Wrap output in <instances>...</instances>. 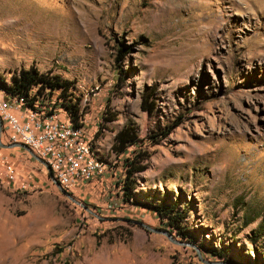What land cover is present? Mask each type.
Instances as JSON below:
<instances>
[{"label": "rangeland", "instance_id": "374dc122", "mask_svg": "<svg viewBox=\"0 0 264 264\" xmlns=\"http://www.w3.org/2000/svg\"><path fill=\"white\" fill-rule=\"evenodd\" d=\"M32 68L107 171L77 204L0 146V264H264V0H0V85Z\"/></svg>", "mask_w": 264, "mask_h": 264}, {"label": "built area", "instance_id": "2783aa9c", "mask_svg": "<svg viewBox=\"0 0 264 264\" xmlns=\"http://www.w3.org/2000/svg\"><path fill=\"white\" fill-rule=\"evenodd\" d=\"M0 117L12 144L28 146L50 168L51 181L66 191L77 192L106 173L83 126L60 119L53 108L34 109L22 98L0 95Z\"/></svg>", "mask_w": 264, "mask_h": 264}, {"label": "trees", "instance_id": "16d2710c", "mask_svg": "<svg viewBox=\"0 0 264 264\" xmlns=\"http://www.w3.org/2000/svg\"><path fill=\"white\" fill-rule=\"evenodd\" d=\"M35 87H38V95H35L34 98H31V92L34 90ZM0 88L2 91L5 92L7 97L9 99H15V98H22L26 101L27 105L34 109H39L43 106H37L33 105L35 101H37V97L42 94V92H45L49 90V93H52L56 89H64L68 90V86L65 82H63L58 76L55 77H49L45 76L44 74H40L35 68L25 70L22 69L19 74L15 72L13 78H12V86L6 87L5 85H0ZM67 109L69 110V118L73 122L75 115H77V109L71 105L65 104ZM75 124V123H74ZM77 126H80L78 124H75ZM171 133V130H168L165 134L168 135ZM124 133L121 135V137H124ZM129 140H124V142H128ZM131 144L134 143V140L130 141ZM147 157H141V152H135L132 158H128L126 160V163L129 167V170H127L126 180H125V190L130 191L134 189V183L135 174L140 173L143 171V167L141 166L142 162ZM159 216L167 217L169 220V223L177 226V223L181 222L185 218V213L177 214V216H172L168 214L167 212H162V210H157Z\"/></svg>", "mask_w": 264, "mask_h": 264}, {"label": "water", "instance_id": "95a60500", "mask_svg": "<svg viewBox=\"0 0 264 264\" xmlns=\"http://www.w3.org/2000/svg\"><path fill=\"white\" fill-rule=\"evenodd\" d=\"M3 129H4V122L2 120V118L0 117V146L3 147V148H22V149H25L27 150L29 153H31L32 155L35 156V154L32 152V150L26 146L25 144H21V143H14V144H10V145H5L2 143V133H3ZM36 158H38L37 156H35ZM39 159V158H38ZM40 162H42L49 170L50 172V168L46 165V163L39 159ZM58 186V188L62 191V193H64L71 201L77 203V204H80L76 199L73 198V196L70 194V192L66 191L64 188L61 187V185H59L58 183L56 184ZM86 210H89L88 208L84 207ZM139 225L143 226L145 229L149 230V231H152V232H161L163 234H165L166 236H168L173 242H176L173 238H172V235L166 231H158V230H155V229H152L151 227L143 224V223H139ZM179 244H184V243H179ZM185 245H188V246H192L193 248H195L197 250V253H198V256L199 258L201 259V261L205 264H221L219 262H209V261H206L203 259L202 257V254L201 252L199 251V249L197 247H195L194 245H191V244H185Z\"/></svg>", "mask_w": 264, "mask_h": 264}, {"label": "crops", "instance_id": "0c3cea01", "mask_svg": "<svg viewBox=\"0 0 264 264\" xmlns=\"http://www.w3.org/2000/svg\"><path fill=\"white\" fill-rule=\"evenodd\" d=\"M10 100H12V99H10ZM23 109H25V108H23ZM18 115H19V113L18 112H16ZM60 118V117H59ZM60 119H62V118H60ZM64 120V119H63ZM45 166V165H44ZM46 167V166H45ZM46 171H47V173L49 174V170H48V168L46 167Z\"/></svg>", "mask_w": 264, "mask_h": 264}]
</instances>
